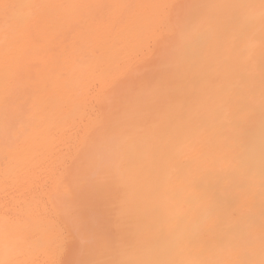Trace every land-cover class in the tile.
Listing matches in <instances>:
<instances>
[{
    "label": "bare ground",
    "instance_id": "bare-ground-1",
    "mask_svg": "<svg viewBox=\"0 0 264 264\" xmlns=\"http://www.w3.org/2000/svg\"><path fill=\"white\" fill-rule=\"evenodd\" d=\"M0 264H264V0H0Z\"/></svg>",
    "mask_w": 264,
    "mask_h": 264
},
{
    "label": "rangeland",
    "instance_id": "rangeland-1",
    "mask_svg": "<svg viewBox=\"0 0 264 264\" xmlns=\"http://www.w3.org/2000/svg\"><path fill=\"white\" fill-rule=\"evenodd\" d=\"M6 1H9V0H6ZM11 1V0H10Z\"/></svg>",
    "mask_w": 264,
    "mask_h": 264
}]
</instances>
